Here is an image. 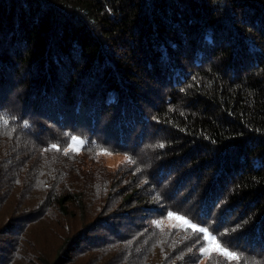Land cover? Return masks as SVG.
Returning a JSON list of instances; mask_svg holds the SVG:
<instances>
[{
  "label": "trees",
  "instance_id": "16d2710c",
  "mask_svg": "<svg viewBox=\"0 0 264 264\" xmlns=\"http://www.w3.org/2000/svg\"><path fill=\"white\" fill-rule=\"evenodd\" d=\"M0 264H264V0H0Z\"/></svg>",
  "mask_w": 264,
  "mask_h": 264
},
{
  "label": "snow or ice",
  "instance_id": "6c2138e0",
  "mask_svg": "<svg viewBox=\"0 0 264 264\" xmlns=\"http://www.w3.org/2000/svg\"><path fill=\"white\" fill-rule=\"evenodd\" d=\"M78 138L76 137H72V141L73 143L69 145V148L73 149V150H78L75 148L76 142H77ZM80 143H83V141H80ZM162 146V145H161ZM53 148H55L56 146L53 145ZM175 214L174 213H168L169 218L173 217ZM177 219L179 220H183L184 224L188 227H190L194 232H198L200 234H202L203 239L206 241V245L201 246L200 248V252L204 255H208L209 254V248L210 246L215 243L216 247L215 249H212V251H215L217 254L224 256L226 259H233V258H239L238 254L230 252L226 247L222 246L220 244V241L217 239L216 236H214L213 234H211L207 228L204 227H200L197 226L195 224H192L190 221H188L186 218L184 217H179L177 216Z\"/></svg>",
  "mask_w": 264,
  "mask_h": 264
},
{
  "label": "rangeland",
  "instance_id": "374dc122",
  "mask_svg": "<svg viewBox=\"0 0 264 264\" xmlns=\"http://www.w3.org/2000/svg\"><path fill=\"white\" fill-rule=\"evenodd\" d=\"M78 138L77 142H76V145L75 147L78 148L81 146L82 143H80V141H83L81 138L79 137H76ZM73 143V142H72ZM105 162L111 166V167H116L120 162L124 161L126 159V156L123 154V153H117V152H104L102 154ZM175 215L171 218H169V216L164 219V224H168V225H185L184 224V221L183 220H179L177 219V216L179 217H184L186 218L185 216L183 215H180V214H176L174 213ZM187 219V218H186ZM188 220V219H187ZM189 221V220H188ZM205 228V227H204ZM208 231L214 235V233H212L209 229ZM215 236V235H214ZM216 247V244L213 243L210 248H209V253L211 252H215V251H212V249H215ZM207 257V255H205ZM204 257V258H206Z\"/></svg>",
  "mask_w": 264,
  "mask_h": 264
}]
</instances>
